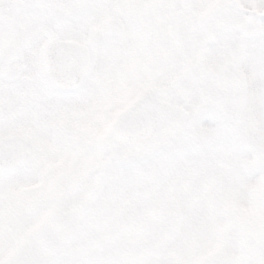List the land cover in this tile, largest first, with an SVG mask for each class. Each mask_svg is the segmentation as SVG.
<instances>
[{"label": "snow or ice", "instance_id": "obj_1", "mask_svg": "<svg viewBox=\"0 0 264 264\" xmlns=\"http://www.w3.org/2000/svg\"><path fill=\"white\" fill-rule=\"evenodd\" d=\"M0 264H264V0H0Z\"/></svg>", "mask_w": 264, "mask_h": 264}]
</instances>
